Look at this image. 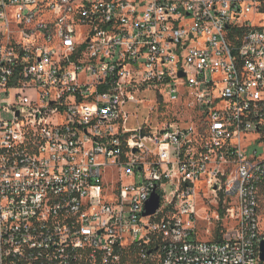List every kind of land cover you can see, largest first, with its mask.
I'll use <instances>...</instances> for the list:
<instances>
[{
    "label": "built area",
    "instance_id": "1",
    "mask_svg": "<svg viewBox=\"0 0 264 264\" xmlns=\"http://www.w3.org/2000/svg\"><path fill=\"white\" fill-rule=\"evenodd\" d=\"M263 185L264 0H0V264H264Z\"/></svg>",
    "mask_w": 264,
    "mask_h": 264
},
{
    "label": "rangeland",
    "instance_id": "2",
    "mask_svg": "<svg viewBox=\"0 0 264 264\" xmlns=\"http://www.w3.org/2000/svg\"><path fill=\"white\" fill-rule=\"evenodd\" d=\"M249 18L253 17L248 15ZM258 16L254 17V23L258 22ZM2 96V95H1ZM139 97H143L142 95ZM145 99L139 103H129L128 107L130 112L133 114L131 118L126 122V126L129 128H135L141 125L145 119H148L153 126L159 127L162 122L180 119L185 114V109L181 106L179 109H169L168 107H162L160 104H154V96L151 94H145ZM152 102V103H151ZM153 105V110H149ZM150 107V108H149ZM251 150L258 149L256 145H251ZM129 180H125L128 183ZM205 190L202 191L200 196H197V211L200 217L197 218L195 223V235L201 239L213 240L214 238V227L216 226L215 212L216 206L211 204V200L204 198ZM205 219V220H204ZM260 219L261 227L264 228V193L260 197ZM225 225V221H222ZM209 231V232H208ZM212 234V235H211Z\"/></svg>",
    "mask_w": 264,
    "mask_h": 264
},
{
    "label": "water",
    "instance_id": "3",
    "mask_svg": "<svg viewBox=\"0 0 264 264\" xmlns=\"http://www.w3.org/2000/svg\"><path fill=\"white\" fill-rule=\"evenodd\" d=\"M159 200L158 194L155 191L152 192L146 203L144 215L153 214L159 206ZM260 259L264 261V239L260 242Z\"/></svg>",
    "mask_w": 264,
    "mask_h": 264
},
{
    "label": "trees",
    "instance_id": "4",
    "mask_svg": "<svg viewBox=\"0 0 264 264\" xmlns=\"http://www.w3.org/2000/svg\"><path fill=\"white\" fill-rule=\"evenodd\" d=\"M264 193V185L262 186V189H261V191H260V197H261V195ZM215 240H217V239H219V236L218 235H215Z\"/></svg>",
    "mask_w": 264,
    "mask_h": 264
}]
</instances>
